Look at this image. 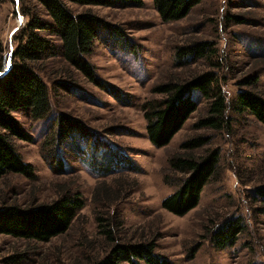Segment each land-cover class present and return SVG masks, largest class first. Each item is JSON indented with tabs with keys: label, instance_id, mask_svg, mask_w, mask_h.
<instances>
[{
	"label": "rangeland",
	"instance_id": "374dc122",
	"mask_svg": "<svg viewBox=\"0 0 264 264\" xmlns=\"http://www.w3.org/2000/svg\"><path fill=\"white\" fill-rule=\"evenodd\" d=\"M69 5L75 12L90 9L110 24L87 56L96 79L58 54L37 64L50 89L51 111L43 119L14 114L30 137L16 143L24 161L33 165L34 177H1L0 204L50 202L70 188L83 194L85 207L72 229L51 243L29 246L0 235V264L28 248L22 264L94 263L110 251L99 234L97 214L105 224L113 216L120 218L117 242L154 241L156 254L173 264H264V199L257 192L264 185V124L237 102L244 89L264 96V0H202L174 21L162 19L154 0H144L140 7ZM26 22L22 0H0L5 48L0 70L10 65L16 36ZM195 43L204 51L179 56L180 48ZM206 71L214 72L213 88L227 100L219 126L199 125L213 99L196 89L197 110L168 145L154 146L144 102L163 97L154 89L171 76ZM199 135L207 141L193 152L219 149L217 171L198 206L176 215L162 206L182 176L173 172L171 156L186 152L182 143ZM103 181L115 189L123 186L120 195L107 200L100 194L103 199L94 201ZM230 217L241 219L244 230L234 245L221 249L212 244V236ZM85 240L94 246L88 248Z\"/></svg>",
	"mask_w": 264,
	"mask_h": 264
},
{
	"label": "trees",
	"instance_id": "16d2710c",
	"mask_svg": "<svg viewBox=\"0 0 264 264\" xmlns=\"http://www.w3.org/2000/svg\"><path fill=\"white\" fill-rule=\"evenodd\" d=\"M201 1L154 0L164 21L185 18ZM69 3L140 7L144 0H22V13L27 17V22L16 36L17 43L10 65L7 67L4 64L0 70V178L8 173L34 177L33 165L24 161L16 143V139L29 140L30 137L14 114L23 113L32 119H43L51 111L50 89L37 64L58 54L92 81L96 79L87 56L98 35L109 29L110 24L90 9L75 12ZM54 37L59 40L58 44ZM185 47L179 49V56L187 51L194 54L204 51L200 43ZM4 51L0 41V53ZM216 82L214 72L206 71L185 78L171 76L155 87L154 92L163 97L147 100L142 106L149 141L156 147H164L172 141L197 110L198 105L192 96L196 89L213 99L208 116L200 119L199 125L217 128L227 100L221 89L214 90ZM237 102L241 109L250 111L264 124V96L261 93L241 90ZM64 131L67 132V129L64 128ZM206 141L200 135L192 137L181 145L186 152L171 156L173 172L177 171L182 176L179 186L162 201V206L176 215L183 216L198 206L204 187L216 174L219 149L201 154L193 152ZM57 164L60 166V162ZM122 188L118 186L115 189L103 181L95 189L93 199L100 202L103 199L100 194L107 200L115 199ZM257 192L264 199V185ZM84 207L83 194L70 188L63 189L50 202L27 206L3 202L0 204V235L28 242L29 246H33V243H51L72 229ZM96 219L99 234L106 239L110 251L92 264H173L156 254L154 241L117 242L114 233L122 227L117 216L109 218V224H105L101 214H97ZM243 230L241 219L227 218L215 229L212 244L221 249L234 245ZM85 243L88 248L94 246L92 241L85 240ZM28 250L9 256L5 259L6 264H22L28 259Z\"/></svg>",
	"mask_w": 264,
	"mask_h": 264
},
{
	"label": "water",
	"instance_id": "95a60500",
	"mask_svg": "<svg viewBox=\"0 0 264 264\" xmlns=\"http://www.w3.org/2000/svg\"><path fill=\"white\" fill-rule=\"evenodd\" d=\"M8 70V69H7Z\"/></svg>",
	"mask_w": 264,
	"mask_h": 264
}]
</instances>
